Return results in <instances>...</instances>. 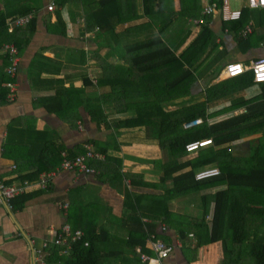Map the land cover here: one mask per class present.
Listing matches in <instances>:
<instances>
[{
	"label": "crops",
	"instance_id": "obj_1",
	"mask_svg": "<svg viewBox=\"0 0 264 264\" xmlns=\"http://www.w3.org/2000/svg\"><path fill=\"white\" fill-rule=\"evenodd\" d=\"M163 1L164 11H160L158 18L154 17V22L151 19V25L155 27L156 33L161 30L160 38L172 50H176L177 56L189 48L205 27L210 30L207 36L208 46L204 49L200 48L199 51L196 48L194 52L199 55L193 60V69H196L202 80L196 76L198 82L191 94L178 97L172 103L203 102L206 100V91L209 87L226 81L224 70L229 63L242 62L249 65L252 61L264 57V13L261 12L262 9L247 8V0L230 1L234 9L246 10V26L251 23L253 25L250 41L247 40L249 37L246 40L241 39L240 31L237 33L230 29L227 32L229 26L223 21L220 13L213 16L203 15L206 5L219 3L215 0H196V3L189 0ZM14 2L11 3L15 7L28 5L26 0ZM50 2L54 3L55 11L62 13L68 26L65 34L50 30L56 20L55 11H47ZM56 3L57 0L39 1L41 12L37 14V30L21 55L19 65L21 74L17 80L16 98L12 102L0 105V183L18 182V177L35 172L44 162L50 165L41 155L46 148L52 150L59 146L57 148L65 147L73 153H84L86 144L91 143L95 146V142L100 143L102 151H108L106 156L110 159L106 158L103 162L96 160L98 163L95 164V161L93 164L99 167L98 170L109 174L106 178H101L100 175L95 174L62 171L54 178L48 190L34 188L28 191L22 208L10 209L5 203H1L0 264H41L39 252L45 251L47 254L48 249L55 247L53 240L56 233L60 232L66 222H70L69 216L65 215L61 208L65 202L71 204L72 225L74 214L76 223L83 222L86 225L96 223L114 235L111 241L116 242L130 236V230L120 222L125 212L130 211L131 203H137L146 214V216L142 215L143 223L147 226L153 221L155 234L174 248L170 256L164 260L165 264H220L222 242L198 246L196 232L199 220L204 218L209 224L213 214L211 210L204 216L203 195H212L226 188L227 185L212 186L206 192L204 189L201 192L179 196L169 202V209L162 210V207L155 209L154 197L162 193L160 182L163 170L159 164L161 161H168L167 152L163 154V150L152 138L150 131L146 133L145 129L135 128L132 125H117L120 122H132L137 115L135 110L125 106L116 108L112 103L105 104L109 125L99 127L92 120L90 110L87 108V105H92V98L98 95L101 97L106 90L110 91V86L93 88L85 84L87 71L89 75L96 73L92 56L101 50L102 55L112 54L113 64L120 66L121 70L128 71L130 65L113 56L109 45L102 40V37L99 39L98 32L89 36L84 35L82 18L73 11L77 9L83 16V8L79 6L80 4L68 3L60 8ZM180 4L185 5L186 11H190L195 16L189 14L180 16ZM136 5L138 17L118 26L116 30L118 33L125 32L126 28L149 22V17L143 15L142 0H136ZM4 9V0H0V12ZM199 19H204V22L197 24L195 20ZM11 31L13 29L9 30ZM4 55L0 48L2 86L9 79L6 75L8 62ZM82 55L86 60L81 58ZM262 86L254 83L228 98L217 100L213 111L210 109L211 112H219L230 106L233 101L237 105L230 111L216 114L214 119L219 118L217 122H221L244 112L246 106L238 104L239 98L249 100L248 104L252 103V105L261 103L264 93ZM66 89L69 90L64 94L63 91ZM179 92L182 90H177V93ZM57 94L66 100L61 105H57L59 102H49V99ZM119 101L123 99L118 98ZM77 114L80 115L79 121L75 120ZM256 139L259 140L257 143ZM212 140L214 142V139ZM6 143L18 146L20 153L15 156L19 159L18 162L24 172H20V167L14 160L5 157L3 152ZM235 144L237 146L234 152L238 155L247 157L254 152L256 146H259L264 154V129L247 135ZM214 145L215 142L209 147ZM197 155L188 154L187 157L182 156L180 160L187 161ZM260 161L264 165V158ZM112 163H118L121 167ZM118 172L121 173L122 178H114L113 174ZM44 173L49 172H43L41 175ZM252 180L256 178H248V181ZM167 183L170 185L171 180L168 179ZM126 194L129 201L128 208H126ZM233 194L250 200L251 206L261 207L264 203V192L241 189L235 190ZM19 201L21 203L22 198L17 199L15 204ZM246 223L251 224L252 220L248 219ZM163 227L166 229L164 230ZM259 231L260 235L264 234V228H260L256 233ZM44 244H48L47 249L44 248ZM147 248L150 250L148 245ZM136 250L127 251L121 262L136 264L140 257ZM117 259L121 260V258ZM245 261L242 264H251L247 262L249 259L246 258Z\"/></svg>",
	"mask_w": 264,
	"mask_h": 264
},
{
	"label": "trees",
	"instance_id": "obj_2",
	"mask_svg": "<svg viewBox=\"0 0 264 264\" xmlns=\"http://www.w3.org/2000/svg\"><path fill=\"white\" fill-rule=\"evenodd\" d=\"M19 1L4 0L5 9L0 12V48L4 44H14L21 57L23 50L30 43L37 30V14L41 10L39 9L40 0H26L28 5L21 7H15L11 3H18ZM189 1L197 2L196 0ZM215 1L221 3V0ZM68 3L80 4L79 6L83 8L84 28L82 31L84 35L87 36V33L94 34L98 32L99 39L102 37V40L109 45L113 56L119 57L118 59H121L123 63L130 65L128 71L121 70L120 66L113 64L111 60L112 54L102 55L101 50L96 52V54L94 53L92 64L95 66L94 71L96 73L93 75L97 80V84L93 82L88 71L84 82L93 88L110 86V91L106 90L101 97L98 95L96 98H92V105H87L92 120L99 127L109 125V115L104 106L108 103L114 104L116 108L125 106L133 109L137 113L136 118L132 122L125 121L117 123V125H132L135 128L145 129L146 133L150 131L152 138L157 141L159 147L167 152L168 161H161L159 164L163 170L160 182L162 184V193L154 197L156 201L155 209L160 207H162V210L169 209V202L174 198L201 192L207 187L226 184V188H222L212 195H203L204 216L211 210L213 214L209 221L210 225L204 218L199 220L198 231L196 232L197 245L205 246L221 241L222 256L220 264H242L246 258L249 259L247 262H251V264H264V234L260 235V231L256 233L260 228H264V203H262L261 207H258V205L251 206L250 200L233 194L235 190L241 189L264 192V165L260 161L261 158H264V154L261 148L256 146L254 152L249 156L247 155V157L234 152L235 146H237L236 142L246 138L247 135L259 132L262 128L264 129V93L263 101L255 105H252V103L248 104L249 100H245V98H239L240 103L238 104L246 106L244 112L233 116V118L210 124V120L214 119L216 114L230 111L237 105L233 101L230 106L221 111L211 112L210 109L214 103L221 98H228L232 94L253 85L255 83L253 74L249 72L245 75L229 78L221 84L213 85L207 89L205 101L198 102L184 109L172 110L162 114V105L171 103L178 97L190 95L197 84L198 80L195 77L193 60L199 54L196 55L194 52L196 48L199 51L200 48L204 49L208 46L207 36L210 30L205 27L189 48L177 56L176 50H172L160 38L162 35L161 30L156 35H153L154 33L152 32L151 34L142 33L143 31H154L155 27L151 25V19L154 22V17L158 18L160 11H164L163 0H142L144 14L149 17V22L142 26L126 28L123 33L116 31L118 26L133 21L138 17L136 0H57L56 4L61 8ZM186 8L185 5L181 6L180 4V16L182 14L195 16L190 11H186ZM101 11L106 13L103 18L98 16ZM261 12L264 13V9ZM31 13H35L36 16L27 25L14 27L13 31L9 32L8 24L11 20ZM243 14L245 15L243 20L227 23L231 31L238 33L246 26V10L243 11ZM55 16L56 20L50 30L65 34L68 26L62 13L56 10ZM105 25L108 26L106 29ZM149 35L151 37L145 39ZM247 40L250 41L252 39L249 37ZM81 58L86 60L84 55ZM6 59L9 64L7 57ZM168 68H174L176 71L164 74V72L169 70ZM20 74L18 67L15 78L6 75L9 77L8 80L17 82ZM261 84L264 91V83ZM68 90L66 89L63 93L65 94ZM177 90H182V92L177 93ZM8 92L9 89L0 83V105L15 100L9 99ZM118 98L123 99V101L118 102ZM65 101V99L60 97V94L49 99V102H59L57 105H61ZM185 112L187 114L182 115ZM199 119L204 121L201 126L192 129V131L185 129V125L195 123ZM75 120H80L79 114L76 115ZM196 139H214L215 145L205 148L208 150L199 153L198 156L192 159L181 161L182 156L189 154L186 150L187 143ZM255 141L257 143L259 140L256 139ZM57 147L52 150L46 148L41 153L50 165L44 162L41 168L30 174L18 177L17 181H35L41 173L50 172L62 166L65 154L68 155L69 159H75V157L82 154L73 153L65 147H60V149ZM94 147L96 151H100L98 153L105 156L104 159L98 161L103 162L106 158L110 159L106 156L108 151L100 149V143L95 142ZM3 153L5 157L17 163L18 167H20V172H24L18 162L19 159L15 156V154L20 153L18 146L6 143ZM95 161L96 159L89 162L90 167L95 170L91 175L95 174L100 175L101 178H106L109 173L98 170L99 167L95 165L98 162ZM155 163L156 165L158 164L157 161ZM112 164L121 167L118 163ZM214 166L219 167L221 170L220 175L204 180L196 178V174L199 171ZM113 175L114 178L123 177L119 172ZM249 177H255L258 182L256 180L248 181ZM168 179L171 180L170 185L167 183ZM5 184L12 183L6 182ZM49 188L36 189L46 191ZM25 195H28V192L14 198L11 201V208H22L26 200ZM19 198H22L21 203L19 201L15 204V201ZM128 202V195L126 194V208L129 207ZM71 211L69 209L70 222L66 223L72 225ZM249 212L252 213L250 214ZM142 215L146 216L145 212L137 203L133 204L132 202L130 211L125 212L124 218L120 222L121 225L127 226L130 230V236L116 242L111 241L114 235L99 227L96 223H90L89 225L83 224V222L80 224L76 223L73 214L72 226L75 230H83L86 234L85 239L74 245L69 254H64V247L61 246L48 249L44 258L45 263L124 264L121 262L124 259L123 255L132 249L136 250L137 247L152 256L153 251L147 248V245L149 246L147 231L155 233V223L152 221L146 226L142 221ZM248 219L252 220L251 224L246 223ZM86 244L89 246L87 247ZM117 258H121V260ZM138 260L140 264H144L140 257H138Z\"/></svg>",
	"mask_w": 264,
	"mask_h": 264
},
{
	"label": "built area",
	"instance_id": "obj_3",
	"mask_svg": "<svg viewBox=\"0 0 264 264\" xmlns=\"http://www.w3.org/2000/svg\"><path fill=\"white\" fill-rule=\"evenodd\" d=\"M247 8L250 9H263L264 8V0H247ZM47 9L49 12H54L55 6L53 2H50L47 5ZM220 13L223 17V21L225 23H234L241 21L243 18V10L234 9L230 0H221V3H210L205 6L203 9V15L205 16H213L215 14ZM35 16V13L28 14L23 17H18L9 22L8 29H13L14 27H21L27 25ZM196 23H203L204 19L195 20ZM227 30V32H229ZM253 33V25L252 23L246 26L239 32L240 37L246 39ZM264 47V44H263ZM2 51L5 56L9 60V64L6 67V73L11 78H15L18 72L19 63L21 61V57L19 55V51L14 44H4L2 47ZM250 71L253 74L254 82L257 84L264 83V57H260L251 62L249 65H245L242 62L236 63L231 62L225 67V76L224 79L227 80L229 78H234L244 73ZM93 82L97 84V80L94 75H90ZM5 87L9 89L8 97L10 100H14L17 95V82L8 80L4 83ZM204 123L202 119H199L196 123H191L190 125H186V130H192L193 128L199 127ZM213 140H204V139H196L187 143L186 150L189 154H194L195 152H200L202 149L213 145ZM105 156L98 153L95 147L92 144H86L85 152L81 155L75 157V159H69L68 155L65 154V159L62 166L52 172L44 173L39 176V178L35 181H18L12 184H4L0 183V205L1 203H5L11 209V201L28 192L33 188H41L47 189L52 184V181L62 171H77L85 174L94 173L95 170L92 169L89 165L91 160H102ZM16 167L14 166L13 169ZM220 173L219 167H210L207 169H203L196 174V178L198 180H204L207 178H211ZM62 210L65 215H69L70 203L65 202L61 205ZM165 230L166 227H163ZM85 232L81 229L75 230L70 223H66L63 225L59 233H56L55 238L53 240L54 246L64 247V254H69L70 250H72L74 245L79 244V242L85 239ZM147 241L149 242V247L153 251V255H149L145 253L141 248H137V253L140 256L142 263L144 264H165L164 260L167 259L170 254L174 251V248L170 245H167L166 242L157 234L153 232H148ZM88 247L89 245L86 244ZM48 244H44V248L46 249ZM45 252H39L38 257L41 259V264L45 263Z\"/></svg>",
	"mask_w": 264,
	"mask_h": 264
},
{
	"label": "rangeland",
	"instance_id": "obj_4",
	"mask_svg": "<svg viewBox=\"0 0 264 264\" xmlns=\"http://www.w3.org/2000/svg\"><path fill=\"white\" fill-rule=\"evenodd\" d=\"M55 11V10H54ZM73 11L75 12V14H77V16L79 15L81 18H82V23H83V25H84V20H83V17H82V12H81V14H79V10H77L76 9V11H75V9H73ZM143 15H145L144 13H143ZM98 16L100 17V18H103V17H105L106 16V13L105 12H103V11H101V12H99L98 13ZM146 23H144V24H141V26L142 25H145ZM108 26H106L105 25V29L107 28ZM83 28H84V26H83ZM151 32L152 33H154V34H156V32L155 31H152V30H150V31H148V32H146V31H143L142 33L143 34H147V33H149V34H151ZM90 35V33H87V36H89ZM251 36V35H250ZM249 36V37H250ZM151 37V35H149V36H147V37H145V39L146 38H150ZM241 39H244V38H242L241 37ZM247 39V38H246ZM246 39H244V40H246ZM121 51V50H120ZM5 56V55H4ZM169 69V68H168ZM167 69V70H168ZM166 70V71H167ZM176 71V69H174V68H171V69H169L167 72H164V74H167V73H173V72H175ZM194 72H195V77L197 76L199 79H201V77L198 75V72L196 71V69L194 70ZM161 75H163V74H161ZM202 80V79H201ZM5 86V85H4ZM207 89V88H206ZM198 103V102H197ZM196 103H188V101H186V102H184V103H180V102H178V103H166V104H164V105H162V114H165L166 112H169V111H172V110H177V109H184V108H187V107H190V106H193V105H195ZM214 106V105H213ZM213 106L211 107V111H213ZM172 109V110H171ZM185 114H187L186 112L184 113V114H182V115H185ZM219 120V118H217V119H213V120H210V124H213L214 123V121H218ZM196 123V122H195ZM191 124V123H190ZM189 124V125H190ZM188 125V124H187ZM186 126V125H185ZM186 129V128H185ZM205 149V148H204ZM203 150V149H202ZM208 149H205V150H203V151H200L199 153H201V152H204V151H207ZM163 152V154H165L166 153V151H162ZM198 154V153H197ZM188 156V155H187ZM186 156V157H187ZM198 156V155H197ZM196 157V156H195ZM209 187H207V189H205V191L204 192H206V191H209ZM248 244H249V242H248ZM249 247V246H248ZM246 249H247V246H246ZM139 255V254H138ZM124 264H129V263H124ZM133 264V263H132ZM136 264H140V262H139V260L138 261H136Z\"/></svg>",
	"mask_w": 264,
	"mask_h": 264
},
{
	"label": "bare ground",
	"instance_id": "obj_5",
	"mask_svg": "<svg viewBox=\"0 0 264 264\" xmlns=\"http://www.w3.org/2000/svg\"><path fill=\"white\" fill-rule=\"evenodd\" d=\"M188 131H192V130H188ZM197 153L199 154V152H195L194 154H197ZM214 167H216V166H214ZM220 174H221V170H220V173L218 175H220ZM218 175H216V176H218Z\"/></svg>",
	"mask_w": 264,
	"mask_h": 264
}]
</instances>
